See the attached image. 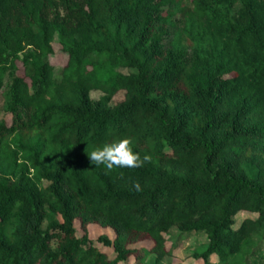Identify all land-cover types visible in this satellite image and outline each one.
<instances>
[{"label":"trees","instance_id":"16d2710c","mask_svg":"<svg viewBox=\"0 0 264 264\" xmlns=\"http://www.w3.org/2000/svg\"><path fill=\"white\" fill-rule=\"evenodd\" d=\"M121 137L151 162L90 163ZM190 232L264 264V0H0V264H182Z\"/></svg>","mask_w":264,"mask_h":264},{"label":"rangeland","instance_id":"374dc122","mask_svg":"<svg viewBox=\"0 0 264 264\" xmlns=\"http://www.w3.org/2000/svg\"><path fill=\"white\" fill-rule=\"evenodd\" d=\"M58 49V45L54 44V50L53 54L49 55V61L51 62L52 65L54 66H61L65 60L66 56L62 52H60ZM100 92L97 90L91 91V96L93 98H96L97 95ZM122 94L121 92H118L114 95L113 101H118L121 99ZM251 216L254 215L253 213L247 212V211H239L235 215V225L239 222V220L243 216ZM88 234L89 237L92 238L95 243L97 244L96 236L100 233L106 234L108 237L112 236V232L110 229L105 228V227H100L95 224H88ZM78 231V230H77ZM79 232V231H78ZM174 231H172L173 233ZM176 235V234H175ZM204 241V234L200 232H190L188 234L183 235L176 243L175 246L172 248V255H171V261L173 262H181L182 264H202L200 259H195L194 257L191 256V251L195 246H197L200 242ZM139 244L148 247L150 245L149 240H145L143 242H140ZM170 241L166 242V246L169 247ZM101 248L108 254L112 255V250L108 245H101ZM210 260L216 261V257L212 255L210 257ZM131 261V259H129Z\"/></svg>","mask_w":264,"mask_h":264},{"label":"clouds","instance_id":"9594fccd","mask_svg":"<svg viewBox=\"0 0 264 264\" xmlns=\"http://www.w3.org/2000/svg\"><path fill=\"white\" fill-rule=\"evenodd\" d=\"M88 159L92 165L104 166L107 172L116 168H139L151 162V155L145 154L143 157L138 152L133 151L132 142L127 137L113 139L109 143L93 147L92 151L85 149ZM136 191H141L139 183L133 185Z\"/></svg>","mask_w":264,"mask_h":264}]
</instances>
